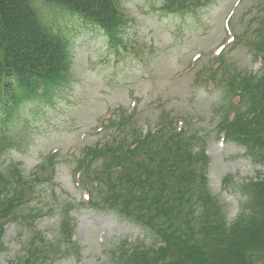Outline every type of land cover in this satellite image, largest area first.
<instances>
[{
    "label": "rangeland",
    "instance_id": "rangeland-1",
    "mask_svg": "<svg viewBox=\"0 0 264 264\" xmlns=\"http://www.w3.org/2000/svg\"><path fill=\"white\" fill-rule=\"evenodd\" d=\"M120 10L114 33L60 18L71 33L69 72L39 98L25 100L7 123L0 112V175L18 170L25 190L0 220L6 247L0 264H116L122 244H163L106 207L102 161L89 168L84 156L116 135L134 144L142 129L200 135L194 144L210 161L207 186L224 226L243 213L242 224L254 219L245 185L264 177V164L250 154L246 138L221 131L232 111L249 106L247 91L240 103L237 88L264 68L257 37H264V0H194L183 8L169 0H120ZM121 114L131 117L118 127ZM171 225L179 228L176 220ZM32 242L36 255L27 258ZM52 243L47 258L39 250ZM166 255L170 264L177 259Z\"/></svg>",
    "mask_w": 264,
    "mask_h": 264
},
{
    "label": "trees",
    "instance_id": "trees-1",
    "mask_svg": "<svg viewBox=\"0 0 264 264\" xmlns=\"http://www.w3.org/2000/svg\"><path fill=\"white\" fill-rule=\"evenodd\" d=\"M169 1L177 8L194 2ZM63 17L93 23L109 33H114L123 19L120 0H0L2 121L7 123L25 100L39 98L69 72L71 33L69 27L58 22ZM257 37L264 58V37ZM261 73L251 75L243 87L237 88L240 103L244 101V90L247 91L249 106L246 112L242 107L232 111L228 130L221 133L226 137L231 134L236 139L246 138L256 147L247 146L250 154L264 164V68ZM130 117L121 114L118 127ZM161 129L148 130L145 134L142 129L139 141L134 144L116 135L103 145L88 147L89 151L84 154L89 168L92 163L102 161L107 177L102 178L105 181L100 180L101 191L104 196L109 195L104 200L106 207H115L163 241L156 248L122 244L116 254V264H170L166 253L177 257L176 261L172 259V264L182 260H186L183 264H264V177L245 185L253 221L242 224L243 213L227 228L221 207H217L218 202L214 203L207 186L210 161L205 148L197 151L194 144L202 140L201 136L184 130L177 133ZM85 165L88 167V162ZM17 171L3 173L4 178L0 175V186L1 182L8 186L7 189L0 187V196L4 194L0 201V220L9 218L25 193ZM95 200V196L90 199L92 206ZM212 210H217L216 214ZM218 215L220 218L216 219ZM174 220L178 221L179 228L173 229V225L167 228ZM195 224L199 225L198 230L193 228ZM2 225L5 224H0V256L6 250ZM35 244L30 243L27 258L36 255ZM39 251L48 258L53 243Z\"/></svg>",
    "mask_w": 264,
    "mask_h": 264
}]
</instances>
